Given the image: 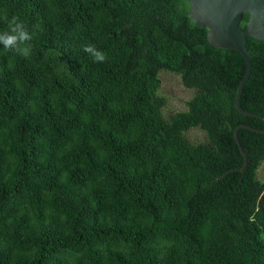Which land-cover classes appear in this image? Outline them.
Instances as JSON below:
<instances>
[{"label": "trees", "instance_id": "1", "mask_svg": "<svg viewBox=\"0 0 264 264\" xmlns=\"http://www.w3.org/2000/svg\"><path fill=\"white\" fill-rule=\"evenodd\" d=\"M186 0H0V264H264V122ZM248 14L240 26L245 29ZM240 106L264 117V40ZM104 55L96 60L93 52ZM193 89L163 116L159 72ZM191 128L204 132L192 143Z\"/></svg>", "mask_w": 264, "mask_h": 264}, {"label": "water", "instance_id": "2", "mask_svg": "<svg viewBox=\"0 0 264 264\" xmlns=\"http://www.w3.org/2000/svg\"><path fill=\"white\" fill-rule=\"evenodd\" d=\"M189 3L188 16L194 24L204 27L207 41L215 46L226 49H235L245 61L244 74L236 87L234 105L238 112L254 116L264 122V117L249 112L240 106V94L251 72V56L246 48L245 35L264 40V0H186ZM248 14L245 29L240 26L242 16ZM244 127L254 131H261L240 124L233 130V137L238 150L243 157V170L246 164V155L238 139L237 129Z\"/></svg>", "mask_w": 264, "mask_h": 264}, {"label": "rangeland", "instance_id": "3", "mask_svg": "<svg viewBox=\"0 0 264 264\" xmlns=\"http://www.w3.org/2000/svg\"><path fill=\"white\" fill-rule=\"evenodd\" d=\"M158 75L160 79L158 92L166 99L165 105L162 107L163 116H168L178 110H184L186 101L193 95V89L184 87L180 77L174 73L160 71ZM185 135L192 143L204 139V132L198 128L189 129ZM256 175L259 180L264 181V161L259 164Z\"/></svg>", "mask_w": 264, "mask_h": 264}, {"label": "clouds", "instance_id": "4", "mask_svg": "<svg viewBox=\"0 0 264 264\" xmlns=\"http://www.w3.org/2000/svg\"><path fill=\"white\" fill-rule=\"evenodd\" d=\"M32 36L25 32L17 17H13L10 21L9 28L0 31V44L6 50H13L17 54L28 57L31 53V44L27 43L32 40ZM85 51L93 52L91 47H87ZM96 60L103 61L104 55L100 52H93Z\"/></svg>", "mask_w": 264, "mask_h": 264}]
</instances>
